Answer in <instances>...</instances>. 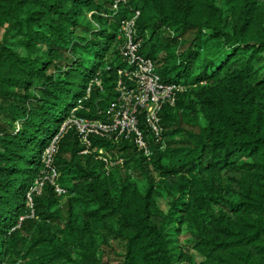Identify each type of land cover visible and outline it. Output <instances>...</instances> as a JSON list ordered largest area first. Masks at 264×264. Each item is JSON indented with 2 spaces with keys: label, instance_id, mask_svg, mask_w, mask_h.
I'll return each instance as SVG.
<instances>
[{
  "label": "trees",
  "instance_id": "1",
  "mask_svg": "<svg viewBox=\"0 0 264 264\" xmlns=\"http://www.w3.org/2000/svg\"><path fill=\"white\" fill-rule=\"evenodd\" d=\"M118 1L0 0V264H264V0ZM137 11L140 55L182 88L161 140L141 117L150 160L96 136L83 156L69 127L59 196L43 153L90 85L75 115L104 120Z\"/></svg>",
  "mask_w": 264,
  "mask_h": 264
},
{
  "label": "built area",
  "instance_id": "2",
  "mask_svg": "<svg viewBox=\"0 0 264 264\" xmlns=\"http://www.w3.org/2000/svg\"><path fill=\"white\" fill-rule=\"evenodd\" d=\"M119 0L114 9H119ZM140 12H135L131 17L124 19L120 24L119 52L126 62L125 68L118 71L115 85V97L103 110L104 120L91 121L78 118L75 112L83 108V100L91 96L92 86L85 91L84 99L77 101L69 121L60 129L47 147L43 161L50 169L51 182L56 188V193L61 196L66 191L56 185L58 173L52 168L53 158L57 152V144L69 127H75L80 135L82 144L81 155L89 156L92 152L103 156V151L92 149L91 138L101 137L133 141L140 153L149 160L151 151L144 132L140 128L142 117L153 136L161 140L163 129L161 127V113L165 106H174L177 93L181 87L177 84H165L157 75L154 62L140 55L142 42L137 40V20ZM97 85L101 87L100 82Z\"/></svg>",
  "mask_w": 264,
  "mask_h": 264
},
{
  "label": "rangeland",
  "instance_id": "3",
  "mask_svg": "<svg viewBox=\"0 0 264 264\" xmlns=\"http://www.w3.org/2000/svg\"><path fill=\"white\" fill-rule=\"evenodd\" d=\"M83 24H87V20H84L83 21ZM74 110V109H73ZM72 110V112H73ZM72 112H71V115H72ZM71 117V116H70ZM70 117L68 118V120L66 122H64L62 125H61V128L69 121ZM50 145V144H49ZM47 149V148H46ZM46 151V150H45ZM44 151V153H45ZM43 153V155H44ZM44 174V173H43ZM50 175H47L46 179H50L51 178L49 177ZM37 191L38 193L41 192V183L40 182H37L36 184H34L33 188H32V192H35ZM31 205V203H29ZM157 204H158V207L160 208V210L162 212H164L165 214H168L170 208H169V205H168V201H167V198L165 196H158L157 198ZM178 241H179V244L180 246L183 245L185 243V238L183 237V235H180L179 238H178ZM194 256L196 258V261H200L201 258L198 256V253L195 252L194 253Z\"/></svg>",
  "mask_w": 264,
  "mask_h": 264
}]
</instances>
